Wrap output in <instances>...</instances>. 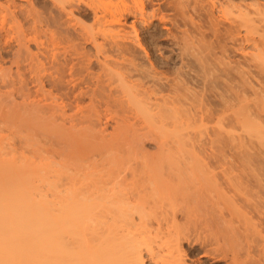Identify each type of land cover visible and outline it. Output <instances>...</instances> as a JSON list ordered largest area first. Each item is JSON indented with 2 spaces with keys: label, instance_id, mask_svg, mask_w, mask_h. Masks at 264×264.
<instances>
[{
  "label": "bare ground",
  "instance_id": "obj_1",
  "mask_svg": "<svg viewBox=\"0 0 264 264\" xmlns=\"http://www.w3.org/2000/svg\"><path fill=\"white\" fill-rule=\"evenodd\" d=\"M185 243L264 264V0H0V264Z\"/></svg>",
  "mask_w": 264,
  "mask_h": 264
},
{
  "label": "rangeland",
  "instance_id": "obj_2",
  "mask_svg": "<svg viewBox=\"0 0 264 264\" xmlns=\"http://www.w3.org/2000/svg\"><path fill=\"white\" fill-rule=\"evenodd\" d=\"M50 35V33L48 34V36ZM161 56H163V55H161ZM6 133V132H5ZM7 133H9V132H7ZM56 159V161L58 162L59 161V157H55ZM237 226H236V225ZM243 225V226H242ZM190 227H193V225H189ZM226 234L229 236V237H232L233 236V238H235L236 236L238 237V234H239V232L241 233L242 232V230L244 231L245 229H243V228H247V227H249V225H247V224H237V222L236 221H232L231 223L230 222H228L227 224H226ZM230 226V227H229ZM240 226H241V228H240ZM207 229H205L204 231H202L201 233H200V231H199V233H200V235H201V237H202V239L204 238V239H206V240H215V238H220L221 237V235L224 233H222L221 231V233L220 232H217L218 230H216L215 228H213V227H206ZM239 231V232H238ZM221 234V235H220ZM199 235V236H200ZM221 239V238H220ZM189 247H190V245L188 244V243H185V246H184V248H185V250L187 249V251H189V262L191 263L192 262V260H194V261H196V260H198V258L200 259V260H202L201 262H203V264H226V260H224L223 258H221V259H215V258H211V257H201V255L200 254H202V253H195V254H193V253H191V251L189 250ZM196 255V256H195ZM190 258H193V259H190ZM197 258V259H196ZM217 260V261H216ZM193 263V262H192ZM202 264V263H201Z\"/></svg>",
  "mask_w": 264,
  "mask_h": 264
}]
</instances>
